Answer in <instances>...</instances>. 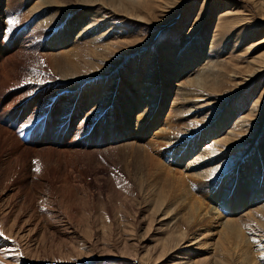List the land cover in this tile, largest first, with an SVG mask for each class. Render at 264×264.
<instances>
[{
	"label": "rangeland",
	"instance_id": "1",
	"mask_svg": "<svg viewBox=\"0 0 264 264\" xmlns=\"http://www.w3.org/2000/svg\"><path fill=\"white\" fill-rule=\"evenodd\" d=\"M0 9V264H264V0Z\"/></svg>",
	"mask_w": 264,
	"mask_h": 264
},
{
	"label": "bare ground",
	"instance_id": "2",
	"mask_svg": "<svg viewBox=\"0 0 264 264\" xmlns=\"http://www.w3.org/2000/svg\"><path fill=\"white\" fill-rule=\"evenodd\" d=\"M10 2H11V0H9ZM64 1V0H63ZM16 2V1H15ZM9 3V2H8ZM9 4H12V3H9ZM8 5V4H7ZM41 5V4H40ZM17 6V5H16ZM53 6V5H52ZM58 6V5H57ZM39 7V6H38ZM51 8V7H50ZM53 10V9H52ZM1 9H0V15H1ZM56 17V16H55ZM53 18V17H52ZM80 18V17H79ZM25 19V18H24ZM77 20L78 19H76V20H73V21H71L70 22V24H71V26H70V24H69V28L67 29L68 31L64 34V36H63V39H68L69 38V33H71L72 32V30H73V27H75V24H77L78 22H77ZM23 21H25V20H23ZM53 21H55L56 22V19H52V20H47L46 22H49V24H51ZM52 25H54L53 23H52ZM93 23L92 24H90V26H88L87 28H86V30L87 29H89V28H93ZM85 31V30H84ZM88 31V30H87ZM84 32H82L80 35H82ZM84 37V36H83ZM100 37V36H99ZM55 41V40H54ZM53 41V43H52V45H51V49L55 46V43L56 42H54ZM82 42V41H81ZM79 45H80V43H79ZM79 47V46H78ZM53 51V50H52ZM51 55L52 56H57V54H55L54 52L53 53H51ZM62 55V54H61ZM62 65H63V63H62ZM79 64H77V66H78ZM1 66V68H5V66H6V64H1L0 65ZM73 66V65H72ZM81 66V65H80ZM115 66V65H114ZM156 67V66H155ZM162 67H163V65H162ZM0 68V69H1ZM7 68V67H6ZM5 68V69H6ZM78 68V67H77ZM61 70L64 72V74H66L67 75V73H69V63H66V64H64L63 66H62V68H61ZM77 70V69H76ZM110 70H112V69H110ZM61 71V72H62ZM6 72V71H5ZM4 72V73H5ZM66 72V73H65ZM75 72V71H74ZM139 72L142 74L143 73V69L140 67L139 68ZM74 74V73H73ZM5 75H7V74H5ZM71 75V74H70ZM69 75V76H70ZM80 76V75H79ZM0 82H1V80H0ZM3 82V81H2ZM103 82V81H102ZM159 83L160 82H158V85H159ZM184 85H186L185 83H183ZM115 87H117L116 85H114V88ZM91 88V87H90ZM86 90V93H84L85 95L83 96L85 99L84 100H86V102H85V104H93V103H95V102H93L90 98H86L85 96H86V94H88L89 92H90V90H89V87L87 88V89H85ZM187 90V89H186ZM121 91L123 92V93H121L120 94V92H119V94L117 95V98L118 99H120V97H122V98H124V99H126V100H128L129 98H130V93H129V91H127V89L125 88V87H122L121 88ZM190 91V90H189ZM189 91H187V92H185V94H187V95H189V97H190V94L191 93H188ZM93 92H95V89L94 90H92L90 93H93ZM127 93H129V95L127 94ZM157 94H158V91L156 92ZM122 95H124V96H122ZM186 95V96H187ZM82 97V98H83ZM178 97V96H177ZM185 98V97H184ZM183 98V99H184ZM94 99V98H93ZM182 99V98H181ZM189 99V98H188ZM47 100V99H46ZM179 100V99H178ZM177 100V101H178ZM185 100V99H184ZM91 102V103H90ZM179 102H180V100H179ZM179 102H177L178 104H175V106L173 105H171L172 106V109L171 110H176V111H178V110H180V111H178V113L180 112H182L183 110H185V109H187L186 108V106L187 105H185L184 104V102H181V103H179ZM82 103H84V102H82ZM185 103H186V101H185ZM210 103V102H209ZM181 104V105H180ZM187 104V103H186ZM200 102L198 103L197 102V108H199L200 110H201V108H203L201 105L202 104H200ZM84 105V104H83ZM98 105V104H97ZM96 105V106H97ZM164 105V107H165V104H163ZM177 105V106H176ZM178 105H180V106H178ZM106 107V106H105ZM95 108V107H94ZM123 108V107H122ZM185 108V109H184ZM197 108H194L193 110L190 108V110L189 111H187V112H196V111H198L197 110ZM93 109V108H92ZM98 109V108H97ZM96 111V110H95ZM103 112V111H102ZM110 112H111V114L112 115H110ZM186 112V113H187ZM90 113V112H89ZM174 114V113H173ZM188 114H190V113H188ZM118 115V113H117V109H115V110H110V111H108V117H110L111 118V120L113 121L111 124L112 125H114V124H118V123H116V122H114L115 121V117ZM122 115H124V113L122 114ZM169 115H171V114H169ZM172 116H174V115H172ZM142 117V116H141ZM178 117V116H177ZM172 118V117H171ZM169 119H170V117H169ZM110 120V121H111ZM81 126V125H80ZM8 131V130H7ZM213 131V130H212ZM2 132H5L4 130L2 131ZM193 132V131H192ZM214 132H215V130H214ZM1 133V132H0ZM204 134V133H203ZM203 134H201L200 136H199V138H198V141H201L202 139V137L203 138H205V136H203ZM193 135H194V132L193 133H191V137H193ZM229 136V137H228ZM224 138V140L225 141H227V142H230L231 143V141L233 140L232 138H231V136L229 135V133H228V135H226L225 137H223ZM195 140V139H194ZM231 140V141H230ZM197 141V140H196ZM151 142V141H150ZM226 143V142H225ZM135 144V143H134ZM198 145V144H197ZM197 145L196 144H193V142H192V144H189V147H190V150H193L194 148H197ZM134 146V145H133ZM204 149V148H203ZM209 150H211L210 148H209ZM208 150V151H209ZM210 152V151H209ZM208 152V153H209ZM205 153L207 154V150H206V148H205ZM211 154V153H210ZM207 156V155H206ZM209 156V155H208ZM207 156V157H208ZM211 156V155H210ZM152 157V156H151ZM153 158V157H152ZM200 158V157H199ZM199 158H197V159H199ZM196 159V160H197ZM199 161H200V159H199ZM263 164L261 163V161H259L258 160V162H256V164L254 165V173L256 172L257 174H259L260 175V173L262 174L261 176H262V188L260 189L261 191L263 190V192H264V166H262ZM255 166H258V167H255ZM257 168V169H256ZM204 171H206V170H204ZM207 172V171H206ZM208 173H209V171H208ZM206 174V173H205ZM236 174V173H235ZM256 175V174H255ZM238 178V177H237ZM236 182V181H235ZM241 185V184H240ZM239 185V183H238V188H237V190H236V192H237V194H236V196H239V197H236V199H240V198H242L243 196H242V193H243V190L241 189V186ZM259 187V186H258ZM244 189V188H243ZM239 192V193H238ZM255 199L256 198H254V199H252V200H254L255 201ZM200 205V204H199ZM201 207V206H200ZM195 212H197V211H195ZM208 212V211H207ZM199 213V212H198ZM238 222V221H237ZM234 224V223H233ZM230 227V226H229ZM226 228V227H225ZM230 228H232V223H231V227ZM234 229V228H233ZM234 230H236V229H234ZM240 235V234H239Z\"/></svg>",
	"mask_w": 264,
	"mask_h": 264
},
{
	"label": "snow or ice",
	"instance_id": "3",
	"mask_svg": "<svg viewBox=\"0 0 264 264\" xmlns=\"http://www.w3.org/2000/svg\"><path fill=\"white\" fill-rule=\"evenodd\" d=\"M10 23H12V24H16V23H18V21L17 20H15V19H13V20H11L10 21ZM38 163V162H37ZM37 171H40V168L39 167H37V169H36Z\"/></svg>",
	"mask_w": 264,
	"mask_h": 264
}]
</instances>
